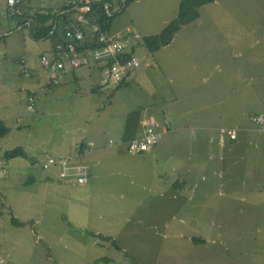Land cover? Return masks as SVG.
<instances>
[{
	"label": "rangeland",
	"instance_id": "obj_1",
	"mask_svg": "<svg viewBox=\"0 0 264 264\" xmlns=\"http://www.w3.org/2000/svg\"><path fill=\"white\" fill-rule=\"evenodd\" d=\"M25 1L31 7L55 6L61 2ZM109 2L116 15L113 30H121L131 23L130 13L144 19L139 23L140 41L144 36L159 33L165 26L164 21L179 7V0H142L140 3L130 0L127 5L125 0ZM221 2L233 7L232 13H227L225 8L217 10V19L224 18L227 27L241 20L250 28L257 23L264 25V0ZM7 3L8 0H0V23L3 26L0 32L10 26L15 31L2 33L0 38V120L6 121L12 132L0 140V145L4 150L21 146L29 152L43 153L44 157L64 155L73 160L77 157L78 163L84 157L94 161L96 156L90 154L91 150L96 153L105 149L101 142L112 134L120 113L132 112L134 116V112L148 108L151 94L155 92V81L159 78L158 70L142 76L136 72L131 77L125 85L129 89L119 91L127 95L124 96L126 107H123L126 103L121 102L122 97L113 86L102 83V76L94 64H91L93 67L84 65L80 68L86 72L78 82L62 83L54 86L57 87L55 92L46 90L41 94L43 89L38 82L42 78L36 73H32L31 78L22 74V65L15 61L26 53L40 50L36 46L41 42L31 36L26 26L21 30L15 29L16 22L3 14ZM136 8L140 9V14L134 13L138 12ZM207 15L200 17H203L204 26L209 28L213 20ZM149 25L154 27L148 29ZM246 41L251 39L246 38ZM137 54L143 60L152 56L142 46ZM216 54L223 55L224 46ZM5 55L6 59L2 58ZM33 66L37 69L39 62ZM247 67L248 71L257 72L250 69V64ZM29 92L37 93L34 110L27 108ZM112 96L116 98L113 104ZM258 97L261 100L255 105L261 106L264 93ZM122 116L124 118V114ZM248 128H254L251 133L264 135L262 129L253 127L251 123ZM83 145L87 150L81 153V157L74 154ZM194 145L193 142L183 144V150L194 151ZM219 150L218 146L212 147L211 169L221 167L222 160L214 155ZM202 151L210 155L209 148ZM241 151L248 152V155L238 159V166L245 167L247 171L242 174L241 181L229 187L230 194L234 195L231 198L227 189L230 183L219 173L211 199L194 198L189 190L183 191L179 198H172L170 195L174 189L171 185L165 199L142 193L138 196L140 199L133 198L138 201L137 205L132 200H114V206H102L91 197L88 203H99L81 204L76 192L69 193L54 181L34 179L32 175H37L33 173L38 168L31 165L27 156L6 159L5 169L0 175V210L3 212L0 254L7 259L0 257L1 264H264V187H257L256 159L251 154L254 143L246 142ZM99 158L97 165L102 166L106 177L117 174L110 166H139V160L132 157L130 159L135 160L125 159L117 163ZM158 164L173 166L174 161L168 153L158 157ZM84 167L86 170L79 171L83 175L89 169ZM56 190L59 194L55 195ZM201 201L210 202L206 205L199 203ZM13 217L20 224L14 223ZM38 222H41L39 226ZM76 226H81V229Z\"/></svg>",
	"mask_w": 264,
	"mask_h": 264
},
{
	"label": "crops",
	"instance_id": "obj_2",
	"mask_svg": "<svg viewBox=\"0 0 264 264\" xmlns=\"http://www.w3.org/2000/svg\"><path fill=\"white\" fill-rule=\"evenodd\" d=\"M141 1L138 0L139 3ZM108 3L113 7L110 2ZM209 4L211 6L206 7ZM209 4L200 8V15H207L209 12L207 16H210L213 20V23L208 26L209 28L204 26L202 16L198 18L197 22L183 26L171 43L157 51L160 53H153L150 59H142V66L134 69L126 79L129 82L136 72L138 76H142L158 70L159 78L155 81V92L151 94L152 100L148 104V108L134 112V116L132 112L120 113L117 116L119 118L118 122L112 128V134L108 140L101 142V147L105 149L97 150L96 153L91 150L90 154L96 156L94 161L84 157L78 163L76 162L77 157L73 160L71 157L58 155L68 159L66 167H60L59 165L44 167L41 166L43 161H46L49 157H57L55 155L44 157L43 153L29 152L26 149V153L33 157L32 160L30 159L31 165L38 168L33 173H37V175H32L34 179L37 180L38 177L49 182L54 181L63 188L68 189L69 193L76 192L78 201L81 204L95 205L100 202L102 206H114L112 204L114 200H132V203L137 205L138 201L133 198H138L142 193L165 199L171 185L174 189L170 195L172 198H179L182 196L183 191L189 190L193 192L194 198L206 197L211 199L214 195L216 177L221 173L223 179L230 183L227 185V189L229 198H231L234 195L230 194L229 187L233 183L241 181L242 174L247 171L245 167L238 166V159L248 155V152L242 153V145L252 141L254 151H251V154L256 159L257 187L263 188L264 135L258 136L256 133H251L254 128L248 127L251 123L253 127L258 128L259 126L251 121V116L255 113L264 112V104L261 106L255 105L261 100L258 96L261 97V94L264 93V32L262 31L264 25L257 23L254 28H250L241 20V22L231 23L227 27L228 23L225 22L224 18L217 19V10L225 8L227 13H232L233 7L224 5L221 0ZM66 5L65 0H61L55 6H38V8L40 10L50 9L51 13H54L67 7ZM140 8H143V6ZM123 9L124 6L121 7V11ZM135 10L138 12L134 13L140 14L139 8ZM177 10L171 13H175L173 16L170 15L164 21L165 26L176 15ZM3 14L6 15L7 12ZM130 14L132 16L131 23L118 31H124L125 28L134 26L140 32L139 23L144 22V19L137 15L134 16L132 13ZM12 19L17 23L16 18ZM2 27L0 23V29ZM152 27L154 26H147L148 29ZM27 28H29L33 37L31 27ZM143 30L150 33L145 28ZM13 31L15 30L11 26L8 27L0 32V38L2 33ZM255 36H257L256 39ZM246 38L251 39V41H246ZM38 40L41 43L36 48H40V50L35 53H26V56L19 57L15 61L22 65V74L29 75L31 78L32 73H36L38 77L42 78V81L38 82L40 89H43L41 94L46 90L55 92L57 87L54 86L70 83L71 81L78 82L81 77H85L86 70H81L82 66H80L78 68H68L59 75L57 81H50L49 74L42 67L41 56L54 51V42L47 37ZM221 46H224V54H216ZM137 51L138 48L136 54ZM5 57L7 56H2L6 59ZM35 62H39L37 69L33 66ZM103 63L104 61L91 63L99 69L102 83L112 85L119 94L120 90H128L129 86L117 87L106 78L107 66ZM248 64L251 65L250 69H255L257 72L248 71ZM93 66L91 65V67ZM148 68L150 69L149 72ZM95 89L98 90L99 88L96 87ZM28 95L27 108L28 110H34L37 106V93L29 92ZM251 95H254L253 98H250ZM120 96L122 97L121 102L126 103L123 107L128 106L124 97L127 96L126 93L120 94ZM115 100L116 98L112 96L111 104ZM250 103L252 105H249ZM126 114L128 115L126 116ZM143 116L158 119L159 122L168 125L169 130L163 133L161 141L152 149L133 154L128 151L127 146L132 139L141 135L140 119ZM221 127L236 129L237 138L232 139L227 135H221L219 132ZM189 142L195 143L194 151L183 150V144L187 145ZM216 146L221 149L214 153L218 159L222 160L220 162L221 167L211 169L209 158L213 155L212 147L216 148ZM204 148L210 149V155L206 151H202ZM0 149L4 151L1 145ZM85 150L87 149L83 145L74 154L81 157V153ZM168 153H170L174 165L160 166L158 157ZM99 157L105 158L107 162L116 163L132 157L139 160L137 163L139 166L128 168L117 167L116 164V166L110 167L113 168L114 174H117L106 177L102 172V166L97 165L98 160H100ZM2 161L4 162V160ZM77 164L89 167L86 182L76 180L77 171L74 167L78 166ZM131 165H133L132 162ZM2 169H5V162ZM41 172L46 174L42 175ZM126 174H128V177L125 176ZM68 175L70 176L68 177ZM53 190L55 189L50 191ZM57 193L56 190L54 194ZM90 197L99 202L92 201L88 203ZM119 201L115 204H118ZM27 202L29 203L30 200H27ZM209 202L201 201L199 203L207 205ZM68 208L70 210V206ZM2 214L3 212H1L0 219ZM37 224L39 226L41 222ZM76 227L81 229V226ZM0 256L5 257L3 254H0Z\"/></svg>",
	"mask_w": 264,
	"mask_h": 264
},
{
	"label": "built area",
	"instance_id": "obj_3",
	"mask_svg": "<svg viewBox=\"0 0 264 264\" xmlns=\"http://www.w3.org/2000/svg\"><path fill=\"white\" fill-rule=\"evenodd\" d=\"M65 2L67 3L66 6H69V9L75 12V21L71 23V26L66 31V38L70 43L65 49L59 47L60 49L57 51L41 56L43 69L48 72L50 81H57L59 75L67 67L77 68L81 65H90L98 60L109 61L110 59H114L112 67H106V78L117 85L126 77L127 73L142 66V62L136 54L126 63L119 59V56L128 52L135 42L140 41L139 31L134 26L127 27L124 31H111L106 34H101L99 38V42L101 43L100 47L94 50H88L86 54L81 53L76 43L85 40L86 33L84 30L90 26H93V28L98 27L87 16L96 0H65ZM8 3L9 6L13 7L19 4L20 0H8ZM105 8L107 13L111 15L112 7L108 2H105ZM13 12L20 11L14 10ZM251 121L264 131V112L253 114ZM140 125L142 126L141 135L128 143V151L133 154L152 149L161 141L163 130H166L165 127L161 126L159 121L151 117H141ZM222 132H227L233 139L237 136V130L234 128L228 130L223 128ZM1 156L2 151L0 149V171L4 165ZM67 161L68 159L62 157H49L43 163V166L59 165L60 167H66ZM74 169L77 171L76 180L85 182L88 171L84 175L79 171L86 170V168L83 165H78ZM63 173L65 174V172Z\"/></svg>",
	"mask_w": 264,
	"mask_h": 264
},
{
	"label": "trees",
	"instance_id": "obj_4",
	"mask_svg": "<svg viewBox=\"0 0 264 264\" xmlns=\"http://www.w3.org/2000/svg\"><path fill=\"white\" fill-rule=\"evenodd\" d=\"M129 1L130 0H125V5H127ZM215 1L216 0H180L176 15L167 23V25L159 33L144 36L142 41L135 42L130 47V50L128 52L123 53L122 55L119 56V59L121 61H124V63H126L133 55L136 54L135 52L137 48L141 46L145 47L147 51L152 54L156 53L162 47L171 43L177 32L183 26L197 20L200 17L201 7ZM105 2H109V0H96L95 4L92 5V9L87 14L88 18H90L92 23L97 25L98 27L93 28V26H90L84 30L86 33L85 40L76 43V46L81 53L86 54L88 50H94L100 47L101 46V43L99 42L100 35L109 33L112 30L111 29L112 23L116 15L113 13V10L111 15L107 13L105 8ZM7 4H8V8L6 11L7 15L9 14L10 18H14V19L16 18L18 20L15 29H20L27 26V27H31L32 35L35 39L46 38V37L51 38L52 41L54 42V48H53L54 51H57L60 48L65 49L67 45L70 43L66 38V31L71 26V23L75 21L74 20L75 12L73 10H70L69 6L62 8L59 12L56 11L54 13H51L50 9L40 10L37 6L31 7V4L26 2L25 0H20V3L13 7L9 6V3ZM14 10H19L20 12H13ZM137 56L140 58L139 55ZM140 60L142 62L141 58ZM98 61L96 63H98ZM103 64L111 68L112 65L114 64V59H110L109 61L106 62L104 61ZM68 68H75V67H67L66 69ZM132 71L127 73L126 77L117 84V87L126 85L128 83L126 79L130 76ZM259 113H263V112H259ZM156 120L159 121L158 119ZM160 124L162 127L166 128V130H163V133L169 130L168 125L162 123L161 121ZM223 128L226 130L232 128L221 127L219 129L221 135H227L230 137V135L227 132H222ZM11 132L12 129H10L6 121L0 120V140L6 138ZM1 151H2L1 157L4 161H6V159L18 155L27 156L31 160L33 159V157L29 156L26 153L25 149L21 146L12 150H4V151L1 150ZM44 162L45 161L41 163V166L43 165ZM1 212L2 211L0 210V215ZM12 220L14 223L20 224V221L17 218L13 217Z\"/></svg>",
	"mask_w": 264,
	"mask_h": 264
},
{
	"label": "bare ground",
	"instance_id": "obj_5",
	"mask_svg": "<svg viewBox=\"0 0 264 264\" xmlns=\"http://www.w3.org/2000/svg\"><path fill=\"white\" fill-rule=\"evenodd\" d=\"M2 263V260L0 259V264Z\"/></svg>",
	"mask_w": 264,
	"mask_h": 264
},
{
	"label": "clouds",
	"instance_id": "obj_6",
	"mask_svg": "<svg viewBox=\"0 0 264 264\" xmlns=\"http://www.w3.org/2000/svg\"><path fill=\"white\" fill-rule=\"evenodd\" d=\"M111 31H113V30H111Z\"/></svg>",
	"mask_w": 264,
	"mask_h": 264
}]
</instances>
